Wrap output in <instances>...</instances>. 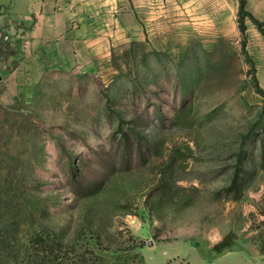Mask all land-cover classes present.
I'll return each instance as SVG.
<instances>
[{"label": "rangeland", "instance_id": "1", "mask_svg": "<svg viewBox=\"0 0 264 264\" xmlns=\"http://www.w3.org/2000/svg\"><path fill=\"white\" fill-rule=\"evenodd\" d=\"M151 1L85 62L0 8V264H264V0Z\"/></svg>", "mask_w": 264, "mask_h": 264}, {"label": "crops", "instance_id": "2", "mask_svg": "<svg viewBox=\"0 0 264 264\" xmlns=\"http://www.w3.org/2000/svg\"><path fill=\"white\" fill-rule=\"evenodd\" d=\"M0 8L21 52L81 62L102 54L127 20L159 13L151 0H0Z\"/></svg>", "mask_w": 264, "mask_h": 264}, {"label": "trees", "instance_id": "3", "mask_svg": "<svg viewBox=\"0 0 264 264\" xmlns=\"http://www.w3.org/2000/svg\"><path fill=\"white\" fill-rule=\"evenodd\" d=\"M72 170H73L74 175H77V173H78V168H73ZM226 242H227V241L221 242L220 244H218V245L216 246V248H217L218 250H220L222 247L226 246Z\"/></svg>", "mask_w": 264, "mask_h": 264}, {"label": "built area", "instance_id": "4", "mask_svg": "<svg viewBox=\"0 0 264 264\" xmlns=\"http://www.w3.org/2000/svg\"><path fill=\"white\" fill-rule=\"evenodd\" d=\"M2 39H3L4 41H8V40H9V35H3V36H2Z\"/></svg>", "mask_w": 264, "mask_h": 264}]
</instances>
